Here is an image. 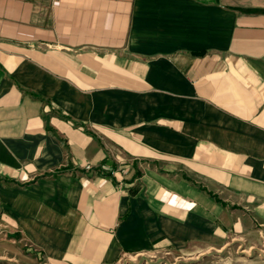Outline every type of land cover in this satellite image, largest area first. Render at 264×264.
I'll return each instance as SVG.
<instances>
[{
	"label": "crops",
	"instance_id": "0c3cea01",
	"mask_svg": "<svg viewBox=\"0 0 264 264\" xmlns=\"http://www.w3.org/2000/svg\"><path fill=\"white\" fill-rule=\"evenodd\" d=\"M243 238L264 242V0H0V264Z\"/></svg>",
	"mask_w": 264,
	"mask_h": 264
},
{
	"label": "rangeland",
	"instance_id": "374dc122",
	"mask_svg": "<svg viewBox=\"0 0 264 264\" xmlns=\"http://www.w3.org/2000/svg\"><path fill=\"white\" fill-rule=\"evenodd\" d=\"M133 259V264H264V242L254 238L229 239L221 248L153 252ZM37 264L48 263L41 258Z\"/></svg>",
	"mask_w": 264,
	"mask_h": 264
},
{
	"label": "built area",
	"instance_id": "2783aa9c",
	"mask_svg": "<svg viewBox=\"0 0 264 264\" xmlns=\"http://www.w3.org/2000/svg\"><path fill=\"white\" fill-rule=\"evenodd\" d=\"M87 169H89V170H90V169H91V166H87Z\"/></svg>",
	"mask_w": 264,
	"mask_h": 264
}]
</instances>
